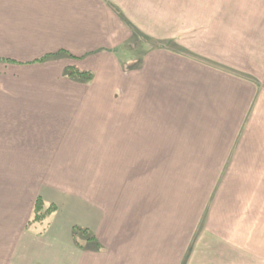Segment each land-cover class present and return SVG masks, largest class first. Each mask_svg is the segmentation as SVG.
Masks as SVG:
<instances>
[{"label":"crops","instance_id":"obj_1","mask_svg":"<svg viewBox=\"0 0 264 264\" xmlns=\"http://www.w3.org/2000/svg\"><path fill=\"white\" fill-rule=\"evenodd\" d=\"M0 264H264V0H0Z\"/></svg>","mask_w":264,"mask_h":264},{"label":"trees","instance_id":"obj_2","mask_svg":"<svg viewBox=\"0 0 264 264\" xmlns=\"http://www.w3.org/2000/svg\"><path fill=\"white\" fill-rule=\"evenodd\" d=\"M69 57L74 58L72 55H69ZM125 69H127V67H125ZM65 76L80 82H90L94 78V74L92 72L81 71L76 67H68L65 70ZM57 211L58 208L55 205L46 203L41 197H39L35 202L28 227L32 225L44 226L45 223H47V221L57 213ZM73 238L79 248H84V244L89 243H94L98 249L101 248L96 237L88 229L75 227L73 229Z\"/></svg>","mask_w":264,"mask_h":264},{"label":"rangeland","instance_id":"obj_3","mask_svg":"<svg viewBox=\"0 0 264 264\" xmlns=\"http://www.w3.org/2000/svg\"><path fill=\"white\" fill-rule=\"evenodd\" d=\"M174 43H175V41L170 40V41H167V42L161 43V46H165L166 48H167V47H168V48H171V46H174ZM145 44H146V45L148 44L149 47H152V46H155L157 43H155V45H154L153 42H150V43H146V42H145ZM145 44H140L139 47H144V48H145ZM180 48H182V50H183V49L185 50V48H183V47H180ZM184 50H183V51H184ZM142 51H143V49H137V50H129V51H127V52H128V54L131 53V55H133V57H139L138 55H139V53H141ZM122 52H124V51L120 50V51H119V54L121 55ZM134 52H135V53H134ZM133 53H134V54H133Z\"/></svg>","mask_w":264,"mask_h":264}]
</instances>
